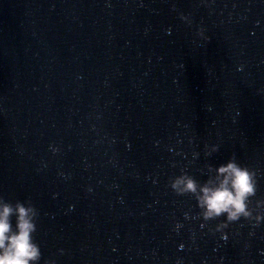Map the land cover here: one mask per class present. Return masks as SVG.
<instances>
[{"label":"water","instance_id":"obj_1","mask_svg":"<svg viewBox=\"0 0 264 264\" xmlns=\"http://www.w3.org/2000/svg\"><path fill=\"white\" fill-rule=\"evenodd\" d=\"M232 157L255 207L264 0H0V196L38 209L40 264H264V221L214 233L168 186Z\"/></svg>","mask_w":264,"mask_h":264},{"label":"clouds","instance_id":"obj_2","mask_svg":"<svg viewBox=\"0 0 264 264\" xmlns=\"http://www.w3.org/2000/svg\"><path fill=\"white\" fill-rule=\"evenodd\" d=\"M218 150V145L206 146L205 155ZM193 155L199 157V153ZM207 173V179L201 182L182 171L169 179L168 186L178 196L191 195L195 199L197 215L203 222L223 217L212 229L214 233L223 234L241 218L256 226L264 221V211L260 210L264 209V201L256 199L255 207L251 206L258 186L255 169L232 157L218 166L208 165ZM38 216V209L30 201L13 203L0 196V264H40L42 252L34 239ZM59 252L63 254L64 249ZM44 264L56 261L45 259Z\"/></svg>","mask_w":264,"mask_h":264}]
</instances>
